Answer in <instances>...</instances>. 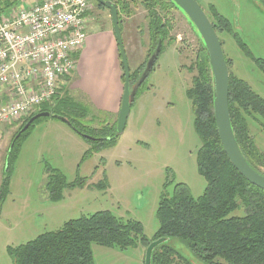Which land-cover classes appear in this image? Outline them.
<instances>
[{
	"label": "rangeland",
	"instance_id": "obj_1",
	"mask_svg": "<svg viewBox=\"0 0 264 264\" xmlns=\"http://www.w3.org/2000/svg\"><path fill=\"white\" fill-rule=\"evenodd\" d=\"M196 1L210 20L208 6H214L253 57L264 59V9L258 0ZM145 14L139 7L132 17H122L120 34L130 72L143 64L150 48ZM167 17L174 41L164 43L131 106L123 133L113 142L101 136L98 139L103 142H88L64 123L49 117L34 123L21 140L8 190L0 201V264H13L8 248L57 231L70 220L102 211L139 222L146 240L151 242L158 229L156 210L165 190L171 194L176 184H184L194 199L203 194L206 182L197 171L200 141L193 127L191 101L186 96L191 78L196 75L194 63L200 51V37L180 12L173 10ZM86 36H97L98 43L102 36L114 41L109 10L99 7L94 0L88 13ZM217 37L224 57L230 61L229 73L247 83L264 100V74L256 63L245 56L230 34L218 33ZM90 47L94 49V44ZM104 51L98 44L89 65L98 61ZM117 61L121 69L118 52ZM76 74L73 81H77ZM68 77L62 96L88 109L84 126L101 128L116 122V118L97 113L82 93L68 90ZM24 118L1 130L0 186L8 147ZM245 118L249 135L264 157V119L258 115ZM57 126L66 128L71 135ZM260 170L264 174V168ZM55 173H60L67 184L81 181L83 186L65 189L63 198L52 202L45 184ZM242 214V210H237L231 216ZM165 245L188 264H207L178 239L169 238ZM91 250L94 264H144L146 249L142 244L125 251L93 244Z\"/></svg>",
	"mask_w": 264,
	"mask_h": 264
},
{
	"label": "trees",
	"instance_id": "obj_2",
	"mask_svg": "<svg viewBox=\"0 0 264 264\" xmlns=\"http://www.w3.org/2000/svg\"><path fill=\"white\" fill-rule=\"evenodd\" d=\"M108 1L117 7L119 27L122 17H132L137 8H142L146 13L150 48L143 64L130 72L131 87H136L132 106L144 82L137 85L138 80L158 41L162 42L160 53L165 42L174 41L170 36L172 28L167 16L173 10L183 13L171 0ZM258 2L264 9V0ZM2 10L0 8V13ZM208 11L212 20L208 19L216 34H230L239 49L264 74V59L253 57L239 36L233 33L230 22L214 6H208ZM187 21L196 32L190 21ZM199 42L200 51L194 63L196 75L191 78L186 96L191 101L193 127L200 141L197 171L204 178L206 187L203 194L196 199L184 184H176L171 194L165 190L156 210L158 229L152 241L160 238L178 239L207 264H264V191L247 182L231 165L223 151L214 120L211 67L200 38ZM220 44L222 46L221 41ZM225 61L229 73L230 61L226 58ZM121 79L124 81L123 74ZM228 110L233 135L242 156L252 169L263 174L260 168H264V157L249 135L245 116L258 115L264 119V100L247 83L231 73L228 78ZM42 112H48L49 118L54 115L66 118L76 134L84 139L85 135L94 138L86 139L88 142H103L98 136L106 137L109 143L116 139L117 135L113 133L116 122L101 128L84 126L88 109L65 95L55 96L50 104H43L39 110L25 117L13 135L5 157L0 201L8 190L12 164L21 140L33 124L42 118L34 120L25 131H20L33 116ZM76 186L82 187L83 182L67 184L60 173L51 175L45 184L48 199L52 202L60 201L65 189ZM237 210H242L243 214L231 216ZM151 242L146 240L139 222L123 220L108 211H102L70 220L57 231L41 234L23 245L8 248V254L13 264H94L91 250L93 244L125 251L137 247L138 244L146 249ZM182 261L188 264L187 260L165 244L156 247L151 258V264H175Z\"/></svg>",
	"mask_w": 264,
	"mask_h": 264
},
{
	"label": "built area",
	"instance_id": "obj_3",
	"mask_svg": "<svg viewBox=\"0 0 264 264\" xmlns=\"http://www.w3.org/2000/svg\"><path fill=\"white\" fill-rule=\"evenodd\" d=\"M91 0H41L0 16V134L59 93L86 40Z\"/></svg>",
	"mask_w": 264,
	"mask_h": 264
},
{
	"label": "water",
	"instance_id": "obj_4",
	"mask_svg": "<svg viewBox=\"0 0 264 264\" xmlns=\"http://www.w3.org/2000/svg\"><path fill=\"white\" fill-rule=\"evenodd\" d=\"M97 3L109 10L110 20L112 24V33L116 42L120 64L123 72V94L121 97L120 109L116 121V135H121L125 129L128 116L130 114L131 103L135 96L136 87L131 88L130 84V70L128 67L127 57L123 47V42L120 34L118 10L115 4L110 1L96 0ZM180 11L186 16L190 23L195 28L198 36L200 37L211 67L212 81H213V107H214V120L216 125L217 134L231 165L237 172L251 185L264 191V175L252 169L244 157L242 156L238 145L235 141L233 131L230 124L229 110H228V67L226 65L225 57L222 51V46L217 37V34L209 21L208 17L201 9L196 0H171ZM162 46L161 40L154 52L149 57L146 66L138 80L137 85H140L155 63L160 49ZM50 114L48 112L38 113L33 116L29 122L20 131H25L30 124L39 118H47ZM54 119L64 123L69 128L71 123L64 117L54 115ZM88 140H94L90 136H84ZM167 239H157L152 241L145 250L144 264H151L152 253L154 249L160 245L165 244Z\"/></svg>",
	"mask_w": 264,
	"mask_h": 264
},
{
	"label": "crops",
	"instance_id": "obj_5",
	"mask_svg": "<svg viewBox=\"0 0 264 264\" xmlns=\"http://www.w3.org/2000/svg\"><path fill=\"white\" fill-rule=\"evenodd\" d=\"M41 0H0V8L3 9L0 16L6 15L16 7L25 8ZM27 3V4H26ZM25 7H23V5ZM100 36V35H98ZM103 40L98 43L97 36H86L85 44L77 54V65L69 78L68 90L80 92L87 98V103L99 114L116 118L120 109L123 86L121 84V69L117 61V46L115 39H108L102 36ZM91 43L94 49H90ZM98 44H101L105 51L98 57V61L89 65V59L97 52ZM77 73V81H73V74ZM67 80L64 78L59 83L58 96L62 95ZM73 81V82H72ZM70 82H72L70 84ZM82 103V102H81ZM63 133H68L66 128L57 126Z\"/></svg>",
	"mask_w": 264,
	"mask_h": 264
},
{
	"label": "flooded vegetation",
	"instance_id": "obj_6",
	"mask_svg": "<svg viewBox=\"0 0 264 264\" xmlns=\"http://www.w3.org/2000/svg\"><path fill=\"white\" fill-rule=\"evenodd\" d=\"M96 3H97V1L96 0H94ZM105 1H108V0H105ZM98 4V3H97ZM99 5V4H98ZM102 7V6H101ZM102 8H104V7H102ZM106 9V8H105ZM148 61V60H147ZM146 66V65H145ZM145 68V67H144ZM140 79V78H139Z\"/></svg>",
	"mask_w": 264,
	"mask_h": 264
}]
</instances>
